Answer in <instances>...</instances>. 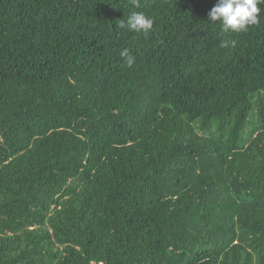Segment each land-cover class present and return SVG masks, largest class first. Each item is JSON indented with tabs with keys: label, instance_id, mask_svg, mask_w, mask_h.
I'll return each instance as SVG.
<instances>
[{
	"label": "trees",
	"instance_id": "trees-1",
	"mask_svg": "<svg viewBox=\"0 0 264 264\" xmlns=\"http://www.w3.org/2000/svg\"><path fill=\"white\" fill-rule=\"evenodd\" d=\"M216 3L0 0V264H264V4Z\"/></svg>",
	"mask_w": 264,
	"mask_h": 264
},
{
	"label": "clouds",
	"instance_id": "clouds-1",
	"mask_svg": "<svg viewBox=\"0 0 264 264\" xmlns=\"http://www.w3.org/2000/svg\"><path fill=\"white\" fill-rule=\"evenodd\" d=\"M130 3L139 7V0H130ZM264 0H217V3L208 13V21L221 23L222 31L245 32L250 26L256 25L260 20L261 8ZM127 28L130 31L139 32L147 36L153 30L154 20L142 13H133L128 16L126 22L119 21V28ZM234 43V42H233ZM222 47H227V42L221 43ZM121 57L126 58V63L131 66L134 63V57L129 54L127 49L121 51Z\"/></svg>",
	"mask_w": 264,
	"mask_h": 264
},
{
	"label": "rangeland",
	"instance_id": "rangeland-1",
	"mask_svg": "<svg viewBox=\"0 0 264 264\" xmlns=\"http://www.w3.org/2000/svg\"><path fill=\"white\" fill-rule=\"evenodd\" d=\"M101 264V263H100Z\"/></svg>",
	"mask_w": 264,
	"mask_h": 264
}]
</instances>
